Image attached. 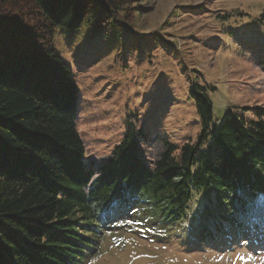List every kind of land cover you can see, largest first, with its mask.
<instances>
[{
	"label": "trees",
	"instance_id": "16d2710c",
	"mask_svg": "<svg viewBox=\"0 0 264 264\" xmlns=\"http://www.w3.org/2000/svg\"><path fill=\"white\" fill-rule=\"evenodd\" d=\"M131 0H0V264H82L114 202L143 204L144 218L183 223L194 196L201 213L240 228L264 193V108L233 109L215 121V86L189 77L195 139L161 149L147 164L144 132L129 121L97 168L85 166L77 88L57 46L105 45L137 36L119 14ZM264 73V56L256 63ZM251 110V118L243 111ZM132 207V208H133ZM220 222V223H219ZM108 223V222H107Z\"/></svg>",
	"mask_w": 264,
	"mask_h": 264
},
{
	"label": "rangeland",
	"instance_id": "374dc122",
	"mask_svg": "<svg viewBox=\"0 0 264 264\" xmlns=\"http://www.w3.org/2000/svg\"><path fill=\"white\" fill-rule=\"evenodd\" d=\"M118 16L141 36L135 44L126 36L111 52L101 44L57 46L73 70L87 168L97 173L129 121L144 132L147 164L161 149L159 136L193 141L199 123L190 76L216 87L209 94L215 121L231 107L264 108V73L256 64L264 56V0H131ZM124 204L110 205L108 223L99 214L106 222L82 264H264V193L256 216L241 217L238 229L220 222L216 228L201 213L215 209L200 196L177 224L150 222L143 204L130 202L125 213Z\"/></svg>",
	"mask_w": 264,
	"mask_h": 264
}]
</instances>
